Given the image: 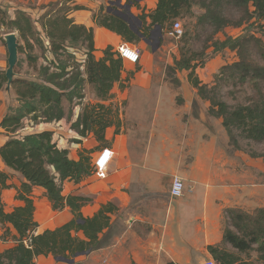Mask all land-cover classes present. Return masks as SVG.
<instances>
[{
	"label": "crops",
	"instance_id": "obj_1",
	"mask_svg": "<svg viewBox=\"0 0 264 264\" xmlns=\"http://www.w3.org/2000/svg\"><path fill=\"white\" fill-rule=\"evenodd\" d=\"M115 1L118 0H12L11 5L15 11L31 15L48 47L49 40L39 19L50 4L66 3L72 8L68 19L93 30L94 56L100 61L108 48L119 55L123 45L134 46L96 22L102 8L104 13L119 9L112 5ZM120 1L122 5L132 3L127 15L137 30L142 28L136 24L137 19L153 12L158 4V0ZM4 50L5 47L0 48L3 54ZM156 52L153 48L152 52L143 51L138 65L124 61L122 80L114 86L110 100H95L87 85L82 103L76 98L72 103L64 99L66 115L62 120L37 127V132H52L53 142L59 149L68 150L72 160L79 161L84 154L93 163V174L79 184L66 181L63 195L87 200L81 208L85 218H93L104 206L113 208L108 214L110 226L100 234L97 249L69 259V264H197L215 260L222 251L236 254L241 263H248V250L239 253L225 242L226 231L238 233L234 224L239 223L228 211L243 216L264 208V158H253L231 146L223 120L209 114L210 102L199 96L188 74L177 76L176 89L164 80V75L155 74ZM2 69L0 72H6ZM200 80L206 85L213 82ZM98 103L111 109L113 115V124L106 129L103 141L94 132L81 136L74 128L85 106ZM10 106V97L0 91V149L10 139V133L2 127ZM106 149L112 151V158L107 178L100 180L94 175V163ZM2 173L8 179L5 188L0 184V208L11 213L24 205L17 196L26 179L7 167L0 156ZM176 176L186 185L180 198L171 196ZM31 199L38 234L56 230L74 218L69 207L54 211L41 187L33 189ZM10 229L15 235V230ZM78 236L84 238L82 233ZM256 255L252 253V260ZM48 258L54 257L41 256L36 262L41 260L42 264Z\"/></svg>",
	"mask_w": 264,
	"mask_h": 264
},
{
	"label": "trees",
	"instance_id": "obj_2",
	"mask_svg": "<svg viewBox=\"0 0 264 264\" xmlns=\"http://www.w3.org/2000/svg\"><path fill=\"white\" fill-rule=\"evenodd\" d=\"M196 6H200L204 13L196 16L193 11ZM226 8L241 11L242 18L234 21L226 17ZM45 9L47 11L38 23L49 40L48 47H45L42 33L31 15L16 11L15 17L7 21L0 10V22L19 34V54L28 53L30 64L35 66L39 63L34 55L37 49L43 55H49L47 64L40 68L37 80L14 81L13 87L20 105L15 110L10 109L2 122V127L10 133V139L0 149V156L6 166L22 174L26 182L22 184V192L17 196V200L24 203L23 206L15 208L11 213L0 208V224L6 227V234H12L10 227L16 232L13 235L15 245L0 252V264H35L41 256L69 260L80 254L93 252L99 246L100 234L109 228L108 214L113 212L112 206L107 205L93 218H85L81 208L87 200L66 198L63 195L66 181L79 184L83 178L93 174L89 156L81 154L79 161L72 160L68 150L59 149L53 142V133L50 131L18 136L26 120L34 125L62 120L66 115L64 99L67 98L72 103L76 98L82 103L87 85L95 100H110L111 92L116 83L122 80L124 71V60L113 48L105 51L102 60H96L93 30L68 19L72 8L66 3H52ZM104 11L105 8H102L96 19L99 26L115 32L128 44L137 45L143 41L129 23L114 14L113 10L111 13ZM194 17L198 25L214 29V35L229 27L241 28L248 25L242 35L227 37L224 41L217 40L213 47L214 53L228 49L238 57V61L221 69L219 79L223 82L233 81L236 85H248L258 95L254 99L249 98V103L230 106L219 98L217 87L203 84L194 76L199 67H204L205 62L203 58L197 59L196 55L189 56L184 48L181 49V59L175 60L174 66L169 67V72H190L189 81L199 96L210 102L209 114L223 120L230 144L235 150L247 152L242 149L240 140L264 146V0H158L153 12L143 13L139 17L142 22L139 31L145 37H150V31L157 26L164 33L167 28L171 31L178 19ZM253 29L262 35L252 32ZM184 34L181 37L183 39L187 37V33ZM80 52L84 61L78 57ZM196 61H202L201 65ZM7 82L6 72H0V91ZM112 118V111L107 106L101 103L86 105L74 128L81 136L94 132L95 137L103 141L106 129L113 124ZM248 153L253 158H264V154L253 151ZM7 179L5 173L0 175L1 188L6 187ZM35 187L46 190L54 211L69 207L74 214L73 220L56 230L38 234L39 224L35 220V206L31 199ZM228 214L233 221H239L234 224L238 233L227 230L225 242L239 253L248 250L251 261L241 263L240 256L223 251L215 256V260L219 264H264V208L253 215L240 216L237 211H228ZM79 233L84 238L79 237ZM210 249L215 252L214 248ZM252 253L257 254L255 260L251 258Z\"/></svg>",
	"mask_w": 264,
	"mask_h": 264
},
{
	"label": "rangeland",
	"instance_id": "obj_3",
	"mask_svg": "<svg viewBox=\"0 0 264 264\" xmlns=\"http://www.w3.org/2000/svg\"><path fill=\"white\" fill-rule=\"evenodd\" d=\"M12 1V0H11ZM11 1L9 4L8 0H2L0 3V10L5 14V17L7 21L14 17L15 10L14 6L11 5ZM194 13L196 16H199L204 13V11L200 8V6L194 7ZM224 15L226 17L232 18L234 21H239L242 18V12L234 9V8H226L224 11ZM3 21V20H2ZM177 22L181 23V26L184 29V33H187L186 38L181 39H175L168 35V32L170 31L168 28L162 33L161 36L157 33L154 35V47L156 48V64L155 67V74L158 75H164L166 78H164L165 81H168L172 88H177V83L175 80H177V76L180 75H190V72L188 71H170L169 67L174 66L175 60H180L182 56L181 49L184 48V52H187L189 56L196 55V58H203L202 60L205 62L204 67H199L197 71L194 73V76L203 79V81H213L210 85L211 87L215 86L217 87L218 96L221 100L225 101L230 106L236 107L240 104H246L249 103L251 100L249 98H255L257 96V92L252 90L248 85H236L233 83V81H226L223 82L219 79V75L221 72V69L226 66L233 64L235 61H238L237 54L235 52H232L228 49H225L224 51L214 53V43L219 41H224L227 37H238L242 35L245 31V28L248 27V25H245L241 28H235V27H229L226 28L224 31L218 33L217 35H214V29L207 27V26H201L198 25V22L196 18H186V19H178ZM138 24V23H136ZM257 29V28H256ZM256 29L251 30L252 32H256L257 35H262L260 32L258 33ZM15 33L19 38L18 32H12L9 30L5 25H3V22H0V48L5 47L4 54L0 52V69L8 71V51L6 48V45H4L5 42V36ZM185 35V34H184ZM264 37V36H263ZM165 38V39H164ZM167 38V39H166ZM163 40V41H162ZM160 41V44L157 48V43ZM4 46V47H3ZM136 49H138L142 54L147 51L152 52V47L145 43L144 41H141L139 44L134 45ZM84 52V51H82ZM82 52L78 53L79 59H83ZM35 57L40 62L41 66H45L47 64V56L43 55L42 52L37 49L34 52ZM65 58V57H64ZM63 58V59H64ZM3 61L5 63H3ZM30 59L28 57V53L20 54L19 62L20 66L15 69V80L18 78L26 79V80H37L40 73V64L35 66L34 64H30ZM195 63H199L201 65L202 61H196ZM4 64V66H3ZM138 65V64H137ZM3 66V67H2ZM1 71V70H0ZM14 80V81H15ZM201 81V80H200ZM174 83V84H173ZM192 84V83H191ZM7 85V84H6ZM4 86L2 89L5 91L6 96L10 97L11 106L10 109H17L20 104L19 100L17 98V92L15 90V87L11 85V87ZM264 92V87H263ZM26 123L23 125V128L19 131L18 136L23 137L29 134L37 133V127L40 125H34L30 123V120H26ZM240 145L243 150H246L247 152L253 151L258 154H264V146L256 145L252 142H248L245 140H240ZM233 147V146H232ZM231 147V150L233 148ZM89 156V155H88ZM91 167H93L92 161H90ZM42 209H40L41 213ZM43 215V213H41ZM15 245L13 235H7L6 234V227L3 225H0V252H3L6 249H10ZM62 258H48L47 260H43L42 264H69L71 263V260H60ZM255 260V259H254ZM41 260H38L35 264H39ZM73 261V260H72ZM73 263V262H72Z\"/></svg>",
	"mask_w": 264,
	"mask_h": 264
},
{
	"label": "built area",
	"instance_id": "obj_4",
	"mask_svg": "<svg viewBox=\"0 0 264 264\" xmlns=\"http://www.w3.org/2000/svg\"><path fill=\"white\" fill-rule=\"evenodd\" d=\"M171 37L175 39H180L184 34V29L181 26L180 22H176L173 25V28L168 33ZM118 54L120 57L129 63L138 64L141 60L142 53L131 45H123ZM112 158V151L109 149L104 150L99 157H97L94 163V175L100 179L104 180L107 178L108 174V166ZM185 182L182 178L176 176L173 179L172 187H171V196L174 198H180L184 195L185 192ZM197 264H217L214 259L205 260L199 262Z\"/></svg>",
	"mask_w": 264,
	"mask_h": 264
},
{
	"label": "water",
	"instance_id": "obj_5",
	"mask_svg": "<svg viewBox=\"0 0 264 264\" xmlns=\"http://www.w3.org/2000/svg\"><path fill=\"white\" fill-rule=\"evenodd\" d=\"M112 5L114 6H118V10H116L114 13L116 15H118L119 17L123 18L125 21H127L129 23V25L131 26V28L139 35V37H141L143 39V41L145 43H147L148 45H150L153 48V51H156V48L154 47L153 41H154V35L155 34H159L162 36V29L161 27L157 26L154 30L151 31V35L150 37H145L143 33H141L139 30L134 29L133 26L131 25V20L129 18V16L127 15V11H130L132 3L129 2L126 5H122L121 1H115L112 3ZM138 23V25L142 26V22L140 19H137L136 21ZM5 44L7 47V51H8V66L9 69L6 73L8 82H7V87H11V85L14 82V78H15V69L19 63V39L17 37V35L15 33H10L8 35L5 36ZM160 41H158L157 43V48L159 47ZM63 260V259H60Z\"/></svg>",
	"mask_w": 264,
	"mask_h": 264
},
{
	"label": "clouds",
	"instance_id": "obj_6",
	"mask_svg": "<svg viewBox=\"0 0 264 264\" xmlns=\"http://www.w3.org/2000/svg\"><path fill=\"white\" fill-rule=\"evenodd\" d=\"M120 56V55H119Z\"/></svg>",
	"mask_w": 264,
	"mask_h": 264
}]
</instances>
